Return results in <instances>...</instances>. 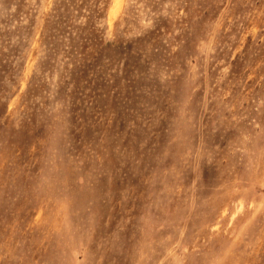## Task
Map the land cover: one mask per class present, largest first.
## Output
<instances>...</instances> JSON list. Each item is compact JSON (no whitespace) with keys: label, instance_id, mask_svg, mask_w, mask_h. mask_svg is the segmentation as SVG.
Listing matches in <instances>:
<instances>
[{"label":"rangeland","instance_id":"1","mask_svg":"<svg viewBox=\"0 0 264 264\" xmlns=\"http://www.w3.org/2000/svg\"><path fill=\"white\" fill-rule=\"evenodd\" d=\"M0 264H264V0H0Z\"/></svg>","mask_w":264,"mask_h":264}]
</instances>
